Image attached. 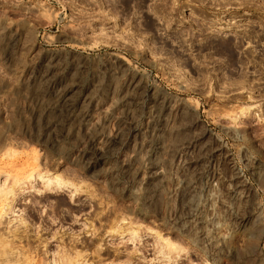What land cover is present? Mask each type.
<instances>
[{
	"label": "rangeland",
	"instance_id": "374dc122",
	"mask_svg": "<svg viewBox=\"0 0 264 264\" xmlns=\"http://www.w3.org/2000/svg\"><path fill=\"white\" fill-rule=\"evenodd\" d=\"M0 264H264V0H0Z\"/></svg>",
	"mask_w": 264,
	"mask_h": 264
}]
</instances>
